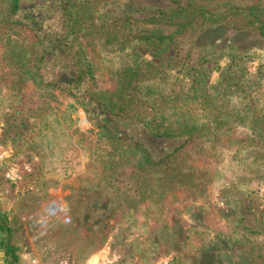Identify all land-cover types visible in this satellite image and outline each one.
<instances>
[{
    "label": "rangeland",
    "instance_id": "374dc122",
    "mask_svg": "<svg viewBox=\"0 0 264 264\" xmlns=\"http://www.w3.org/2000/svg\"><path fill=\"white\" fill-rule=\"evenodd\" d=\"M15 3L0 264H264V0Z\"/></svg>",
    "mask_w": 264,
    "mask_h": 264
},
{
    "label": "trees",
    "instance_id": "16d2710c",
    "mask_svg": "<svg viewBox=\"0 0 264 264\" xmlns=\"http://www.w3.org/2000/svg\"><path fill=\"white\" fill-rule=\"evenodd\" d=\"M15 2H16V3H15V5H14V9L17 8L18 0H15ZM157 135H158V136H171V135L175 136L176 134H170L169 132H165V133H158ZM138 149H139V151H140L141 153H145V150L142 149L139 145H138Z\"/></svg>",
    "mask_w": 264,
    "mask_h": 264
},
{
    "label": "built area",
    "instance_id": "2783aa9c",
    "mask_svg": "<svg viewBox=\"0 0 264 264\" xmlns=\"http://www.w3.org/2000/svg\"><path fill=\"white\" fill-rule=\"evenodd\" d=\"M2 158H3V155L1 154V155H0V159H2ZM67 222H69V219H67Z\"/></svg>",
    "mask_w": 264,
    "mask_h": 264
},
{
    "label": "bare ground",
    "instance_id": "6f19581e",
    "mask_svg": "<svg viewBox=\"0 0 264 264\" xmlns=\"http://www.w3.org/2000/svg\"><path fill=\"white\" fill-rule=\"evenodd\" d=\"M52 209H54V207H52ZM52 209H51V210H52ZM56 209H57V208H56Z\"/></svg>",
    "mask_w": 264,
    "mask_h": 264
}]
</instances>
